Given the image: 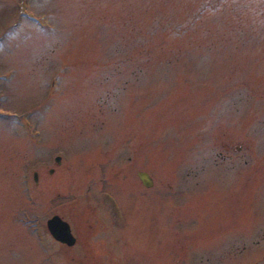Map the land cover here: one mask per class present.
I'll list each match as a JSON object with an SVG mask.
<instances>
[{
    "label": "rangeland",
    "instance_id": "374dc122",
    "mask_svg": "<svg viewBox=\"0 0 264 264\" xmlns=\"http://www.w3.org/2000/svg\"><path fill=\"white\" fill-rule=\"evenodd\" d=\"M117 233L104 264H264V0H0V264Z\"/></svg>",
    "mask_w": 264,
    "mask_h": 264
},
{
    "label": "flooded vegetation",
    "instance_id": "af4514ba",
    "mask_svg": "<svg viewBox=\"0 0 264 264\" xmlns=\"http://www.w3.org/2000/svg\"><path fill=\"white\" fill-rule=\"evenodd\" d=\"M52 172H53V170L51 171V173ZM99 197L102 198L105 203H106V199L109 202V205H110L109 207L111 208L109 210V212H108V216L110 217V220H111V224L110 225L113 226V227H115V225L118 224V227H120L118 220H123L124 219L123 210H117V209H115L114 208V206H115L114 203L115 202L112 201L111 199H109L108 196H107V194L103 193V195H100ZM54 214H58V213H54ZM54 214H52V215H54ZM58 215H60V217L62 219H64V220H66V221L69 222V220H67L66 216H64L63 214H58ZM109 217H108V220H109ZM71 231L73 233L72 227H71ZM99 236H101V235L95 233V236H94V233H92V237L93 238L94 237H99ZM75 237H76V241L73 242L70 245L67 244V243H64V242H59V241H56V242L58 244H60L61 247L64 248V249H66V250L67 249H71L73 246L78 245V243H79L78 236L75 235ZM104 238L107 239L109 237H104L103 236V240L98 243L97 248L95 249V251L93 253H91V255H89V252H83L84 249L83 248H80V251L83 252V253H81L80 256H78L75 251L68 252L66 256H69L70 255L69 258L71 260H75L76 261L75 263H77V264L78 263H80V264H86V263H91V264H104L105 263V260L106 259H112V256L119 249L124 250L128 254H130L129 248H126L124 246V245H129L128 242L126 240L122 241V243L119 241V240H122V236L120 234L117 233V239L118 240H113V242H111V243H110L109 240H105ZM88 250H89V248H86V251H88ZM151 250H148V254H146V255H149V257H150ZM156 252H158V251L155 250L151 254V257H150L151 260H150L149 263H151V264H159L156 260H154V258L152 256L154 253L156 254ZM156 255L160 256L161 255V252L158 253V254H156Z\"/></svg>",
    "mask_w": 264,
    "mask_h": 264
},
{
    "label": "water",
    "instance_id": "95a60500",
    "mask_svg": "<svg viewBox=\"0 0 264 264\" xmlns=\"http://www.w3.org/2000/svg\"><path fill=\"white\" fill-rule=\"evenodd\" d=\"M56 161H60V157H56ZM137 175L143 184L147 187L152 185V178L145 171H138ZM36 177V173H34ZM47 228L51 235L61 242L72 244L75 241L70 226L67 221L62 220L58 215H54L47 220Z\"/></svg>",
    "mask_w": 264,
    "mask_h": 264
}]
</instances>
